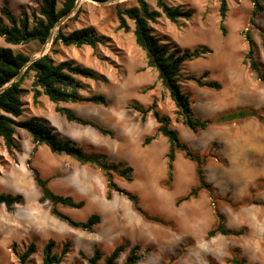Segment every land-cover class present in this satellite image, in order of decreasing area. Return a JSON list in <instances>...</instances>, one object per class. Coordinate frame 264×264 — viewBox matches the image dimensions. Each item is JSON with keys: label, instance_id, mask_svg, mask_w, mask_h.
I'll return each instance as SVG.
<instances>
[{"label": "rangeland", "instance_id": "1", "mask_svg": "<svg viewBox=\"0 0 264 264\" xmlns=\"http://www.w3.org/2000/svg\"><path fill=\"white\" fill-rule=\"evenodd\" d=\"M147 1L152 9L159 10L156 0ZM226 1L228 10L222 21L221 0H166L172 7L190 11L192 16L172 22L162 15L151 24L160 41L179 55L198 47L212 51L182 66L179 83L182 91L190 96L195 117L212 122L223 113L239 109H253L262 117L261 120L211 124L198 132L178 121L177 108L169 92L158 80L157 71L148 66L145 52L136 44L134 22L128 19L129 31L120 28L117 8H130L137 5V0L77 1L74 10L61 23L68 25L65 31L90 27L106 38L108 44L100 46L99 56L89 47L61 46V54L55 57L59 61L75 60L100 73L103 76L100 81L81 79L89 91L82 94H104L108 105L54 104L46 96L35 104L30 93L33 81L30 74L25 83L28 93L23 97L25 112L19 120L35 117L52 127L62 140L81 147L87 154H103L112 164L124 163L132 169V180L113 173L119 191L113 192L116 194L113 201L105 203L102 198L104 191L106 195L109 191V181L97 166L82 165L72 156L53 153L47 145L35 146L30 134L21 128L15 136L16 149L8 150L0 139V194L23 197L22 203L11 209L0 204V264H21L20 255L31 244L36 245L37 251L26 264H43L50 242L54 243L53 253L57 255L62 254L64 245H69L70 252L62 264H88L97 250L101 251V264H104L120 245L127 246L128 251L116 264H124L135 245L143 247L140 251L143 258L137 264H210V260L232 264L229 263L232 259L239 264H264V11L252 25L253 0ZM63 2L59 0L60 7ZM41 4L42 0H0V20L9 24L1 15L2 7L7 6L17 18L27 14L32 24ZM57 30L58 27L52 38ZM248 33L254 43L260 76L246 58ZM0 47H10L37 59L43 52H50L52 41L44 45L11 46L0 37ZM207 72L205 81L219 82L221 90L201 87L194 80L186 79L199 78ZM154 101L161 114L170 117L171 127L177 130L190 154L200 159L213 197L204 189L198 198L177 205L180 198L199 186L197 164L186 152L178 150L170 178L169 140L158 133L159 124L152 112L143 122L140 114L131 108L136 103L147 108ZM57 106L112 130L114 136L68 121L56 112ZM153 135L156 139L144 146L145 138ZM29 160L42 178L49 180L48 186L54 193L85 202L80 209L58 206L62 213L81 224L98 214L105 223L87 232L53 217L51 203L40 202L42 193L29 168ZM129 195L138 197L142 208L166 225L147 223L135 210ZM248 199L260 205L247 203ZM110 206L120 207L124 225L113 219L112 213L106 214ZM216 209L224 215L227 229H244V234L209 239L207 232L218 223ZM137 218L141 220L138 228L133 226ZM154 228H161L164 236L167 228L172 234L190 232L199 240L200 249L187 250L190 246L187 244L182 249L166 252L159 238L161 232L156 231L158 236ZM147 249L152 250L148 253Z\"/></svg>", "mask_w": 264, "mask_h": 264}, {"label": "trees", "instance_id": "2", "mask_svg": "<svg viewBox=\"0 0 264 264\" xmlns=\"http://www.w3.org/2000/svg\"><path fill=\"white\" fill-rule=\"evenodd\" d=\"M78 0H64L62 6H59V0H42L39 15H34L33 23H30L28 15L25 14L22 18H17L13 15L12 11L3 6L1 15L4 16L9 24H5L0 20V37H2L8 45L19 46L27 45L30 43L46 44L53 35L54 29L58 26L57 33L52 41V48L49 53L35 59H32L23 52H16L10 47H0V139L4 141L8 150L12 151L17 148L15 136L19 128L27 131L32 137L35 146L47 145L53 153L65 154L77 159L82 165L91 164L100 168L105 172L109 181V191L107 199L111 200L114 191H119L113 181V173H116L127 180L131 181L132 169L124 163L112 164L109 163L103 154H87L81 147L72 144L70 141L62 140L56 131L33 117L26 120H19L25 112V104L23 97L28 93L25 87L26 80L30 74L33 75V81L30 88V93L35 104H37L42 96H46L50 102L54 104L68 103V102H84L91 104H98L107 106L108 98L101 93H89L84 96L82 91H88L81 79H88L93 81H100L103 76L96 70L86 67L77 63L75 60L65 58L61 61L57 60L55 56L61 54L60 47L77 48L89 47L93 50L95 56H99V48L101 45L108 44V40L103 36L96 33L90 27H83L71 31H65L68 26L61 22L74 10ZM102 1V0H98ZM159 10L152 9L147 0H137V5L130 8L123 9L117 8V17L120 23V28L129 31L128 19L134 22V35L136 44L145 52L147 57V64L158 73V80L164 85L170 94L171 100L174 102L177 111L178 121L192 130L198 132L205 130L211 124L224 125L234 122H241L249 119L261 120V114L253 109H239L229 111L219 115L214 121H202L194 116L191 108L190 96L185 94L180 86V79L182 66L188 61L201 58L212 51L208 47H198L194 50L186 51L179 55L166 45L154 34L151 26L162 15L172 22H177L179 19H189L192 16L190 11H185L180 7L170 6L166 0H156ZM254 9L252 12L251 24L255 25V18L264 11L262 0H253ZM228 5L226 0H221L220 14L222 21L225 20L227 15ZM224 33L226 32L223 27ZM247 42L249 44L247 60L250 62V67L253 71L260 76V67L255 57V47L248 33ZM209 73H204L203 76L186 77V79L194 80L201 87H206L211 90L219 91L222 85L217 81H205ZM150 87L149 89H152ZM131 108L138 112L143 122L146 121L150 112L157 123L159 124L158 133L162 134L169 140L170 148L167 153L169 161L170 178L173 175L174 162L176 160V153L178 150L186 152V156L195 161L197 164V177L199 186L194 187L184 197L177 201V205L196 199L199 193L207 189L212 197L213 190L210 185L206 183L202 163L197 156H192L184 145L177 130L171 127V119L169 116L161 114L157 108L156 101L147 108L139 104H132ZM56 112L65 116L70 122H75L81 125H88L96 129L100 134L113 137L114 132L106 129L98 123L79 118L72 110L66 107H56ZM156 139V135L147 137L144 141V146L150 144ZM29 168L33 172L34 180L40 188L42 197L41 203H51L50 213L53 217L66 222L69 226L81 229L87 232H93L94 228L100 224L101 217L98 214H93L85 223H79L71 217L62 213L58 206H64L74 209L84 207V202H75L70 197H65L54 193L49 188V180L42 178L40 172L31 166V161H28ZM137 212H139L147 221L154 222L160 225H166L160 218L153 217L147 213L136 196H130ZM215 200V197L213 198ZM23 197L0 194V204L5 205L11 209L16 204H20ZM247 203L260 205L258 201L246 200ZM216 216L218 223L215 227L207 232L209 239L215 238L219 235L222 236H239L243 235L245 230L240 229L231 231L226 228L224 224L225 217L216 209ZM54 243L50 242L44 252L43 264H62L65 257L70 252L69 245H64L61 255L53 253ZM140 245H135L129 251L124 264H137L142 260ZM152 249H147L151 252ZM37 247L31 244L26 251L20 255L21 264H26L30 257L35 254ZM127 252L125 245H120L109 256L104 264H116L121 255ZM80 255L85 258L81 252ZM103 255L101 251L97 250L95 254L88 259V264H101ZM173 261V260H172ZM232 264H239L237 260L232 259L229 261ZM210 264H218L210 260Z\"/></svg>", "mask_w": 264, "mask_h": 264}, {"label": "crops", "instance_id": "3", "mask_svg": "<svg viewBox=\"0 0 264 264\" xmlns=\"http://www.w3.org/2000/svg\"><path fill=\"white\" fill-rule=\"evenodd\" d=\"M147 138V137H146ZM145 138V139H146ZM145 141V140H144ZM144 145V143H143ZM87 165V164H86ZM95 166V165H94ZM100 169V168H99ZM104 172V171H103ZM105 173V172H104ZM59 195V194H58ZM71 198V197H70ZM116 198V194L113 193L112 195V199L111 200H108L107 199V195H106V191H104V198H102V200L105 202V203H108V202H111L113 201L114 199ZM75 201V200H74ZM77 202V201H75ZM79 202H84V201H79ZM84 205H85V202H84ZM135 208V207H134ZM120 207L119 206H110V209H108L106 211V214H109V213H112L114 218L113 219H116V221L119 223V224H123V219L121 218L120 214ZM136 210V209H135ZM139 213V212H138ZM148 213V212H147ZM140 214V213H139ZM141 215V214H140ZM142 216V215H141ZM152 216V215H151ZM101 217V216H100ZM142 218L147 222V223H153V224H156L154 222H151V221H147L143 216ZM105 223L104 219L101 217V222L100 224H98L97 226L101 225ZM124 225V224H123ZM141 225V220H138V218L136 220H133V226H136L138 228V226ZM160 225V224H159ZM159 229V233L161 232V228H154V231L155 233L158 235V230ZM157 231V232H156ZM166 233V236H164L161 232V236H159L160 240L163 242L164 244V248L165 250H167L166 252L170 251V250H177V249H182L184 246H186L187 244H189V249L187 250H190V249H195V248H199V246H197V244L199 243V240H196L194 238V236L190 233V232H184V233H176L175 234H172V232H170V230L167 228V230L164 232ZM177 235L179 238H177ZM222 236V235H220ZM141 246V245H140ZM169 246V248L167 247ZM127 247V246H126ZM141 248H143L141 246ZM127 251H128V247H127ZM127 253V252H126ZM125 253V254H126ZM123 254V255H125ZM129 254V252H128ZM127 254V255H128ZM122 257V255L120 256V258Z\"/></svg>", "mask_w": 264, "mask_h": 264}, {"label": "water", "instance_id": "4", "mask_svg": "<svg viewBox=\"0 0 264 264\" xmlns=\"http://www.w3.org/2000/svg\"><path fill=\"white\" fill-rule=\"evenodd\" d=\"M61 23H62V22H61ZM58 26H59V25H58ZM58 26H57V27H58ZM51 38H52V36H51ZM51 38L49 39V41H48V42H50V41H51ZM44 55H45V54H44V52H43L41 56H44ZM41 56H40V57H41ZM34 60H35V59H32L30 62H33Z\"/></svg>", "mask_w": 264, "mask_h": 264}, {"label": "bare ground", "instance_id": "5", "mask_svg": "<svg viewBox=\"0 0 264 264\" xmlns=\"http://www.w3.org/2000/svg\"><path fill=\"white\" fill-rule=\"evenodd\" d=\"M241 96V95H240Z\"/></svg>", "mask_w": 264, "mask_h": 264}]
</instances>
